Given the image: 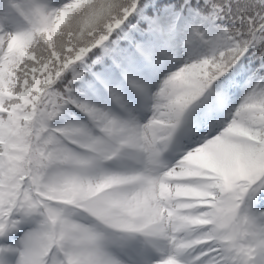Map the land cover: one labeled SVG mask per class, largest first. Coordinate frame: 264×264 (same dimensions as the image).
Wrapping results in <instances>:
<instances>
[{
	"label": "snow or ice",
	"instance_id": "obj_1",
	"mask_svg": "<svg viewBox=\"0 0 264 264\" xmlns=\"http://www.w3.org/2000/svg\"><path fill=\"white\" fill-rule=\"evenodd\" d=\"M0 264H264V0H0Z\"/></svg>",
	"mask_w": 264,
	"mask_h": 264
}]
</instances>
